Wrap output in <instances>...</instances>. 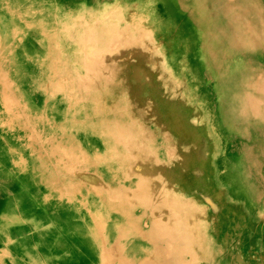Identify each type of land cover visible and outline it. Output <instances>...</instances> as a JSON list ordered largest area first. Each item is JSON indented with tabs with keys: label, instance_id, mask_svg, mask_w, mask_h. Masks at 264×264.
Wrapping results in <instances>:
<instances>
[{
	"label": "bare ground",
	"instance_id": "bare-ground-1",
	"mask_svg": "<svg viewBox=\"0 0 264 264\" xmlns=\"http://www.w3.org/2000/svg\"><path fill=\"white\" fill-rule=\"evenodd\" d=\"M6 1L0 8V120L8 121L0 125V264L4 258L6 264H84L90 246L103 253L102 237L106 244L116 241L126 256L149 253L131 220L110 206L104 192L78 183L81 202L38 203L24 175L15 171L9 157L21 150L18 120L41 130L36 120L45 115L44 99L58 96L76 110L91 144L100 137L115 163L143 168L138 188L153 191V181L172 186L177 179L189 190L201 189L203 166L196 153L210 142L221 207L231 205L218 194L232 192L244 201L232 207L264 218V0H83L81 5L80 0H14L18 12L13 14L7 11L13 0ZM119 5L151 38L162 37L161 55L155 47L139 45L130 24L115 23L113 16L106 23L96 15H109ZM22 38L43 54L30 56L24 46L18 48ZM138 51L143 55L135 71L126 74L130 56ZM166 56L174 58L176 71L158 69L159 61L163 66L170 60ZM42 61L45 69L39 70ZM3 75L11 82L4 94ZM180 78L197 102L190 104L195 119L181 110L189 99ZM42 85L43 104L35 108L29 96ZM69 133L56 130L46 151L33 152V173L41 175L45 167L54 174L78 171L117 190L98 155L85 159L87 166L78 165L89 146ZM121 144L130 151L127 157L114 154ZM124 169L125 180H136Z\"/></svg>",
	"mask_w": 264,
	"mask_h": 264
},
{
	"label": "rangeland",
	"instance_id": "rangeland-1",
	"mask_svg": "<svg viewBox=\"0 0 264 264\" xmlns=\"http://www.w3.org/2000/svg\"><path fill=\"white\" fill-rule=\"evenodd\" d=\"M82 1L80 0V5ZM13 2L14 0L9 3L10 8L7 10L9 14L18 12L16 5H12ZM29 2H33V0H29ZM35 2H39V0H35ZM47 2L53 4L56 0H47ZM47 2H44L43 7L47 6ZM6 3V0H0V8H5ZM107 13L96 15L100 21L106 23H110V18L113 16L118 17L115 23L128 26L130 24L138 31L139 45L155 47L154 49L159 50L158 54L161 55L166 42L163 41L162 37L161 40H157L154 36L151 38L142 22L129 19L130 10L125 6L119 5L117 10L112 11L109 15ZM145 34L147 37L146 40H143ZM23 39L17 47L24 46L26 54L30 56L43 54L42 49L37 48L35 42L27 40L23 43ZM141 55L143 53L138 51L130 56V63L126 66L128 68L126 74L135 71L133 66L136 61H140ZM164 58H169L171 61L167 60L165 64L162 59L163 66L159 61L158 69L161 71L163 67V69L168 68L171 73L173 69L176 71L174 58L172 56ZM36 59L38 56L33 61ZM36 67L39 70H44L45 64L42 61ZM2 79L4 85L1 90L4 94L8 90L7 88H11V82L4 75ZM178 81L181 92L183 91L189 99L188 104L182 106L181 110L185 114L191 115L190 104L197 106V102L193 100L192 94L189 95L186 81L182 78ZM18 86L24 87V84L20 82ZM45 90V86L42 85L39 91H34V94L29 96L35 108H41ZM48 99H44L46 102L43 109L44 117L40 118L39 116V119L36 120L41 130H32L25 121L20 122L18 120L19 131L23 135L19 140L22 154L18 152L16 154L19 155L14 156L11 152L9 157L15 171L24 175V179L31 186L28 189L33 192L38 203L43 202V199L54 202L53 198L55 201L60 200L61 204L65 199L81 202L83 195L81 187L77 185L78 183H84L87 187L104 192L112 202L110 206L131 220V226L141 236V242L149 249V253L146 255L126 256L121 253L116 241L106 244V240L102 237L98 241L103 248V253L95 252L90 246V249L85 252L84 264H264V218L253 217L251 211L247 209H245V213L244 209L232 207L234 205L240 206L244 202L236 199V195L232 192L218 194L222 201L228 203V206L231 205L228 208L221 207L220 200L216 195V192L220 190V180L215 171V157L211 154L210 142L205 143L206 150L200 144L196 153L197 161L203 166V174L199 179L202 182L201 189L189 190L186 186L182 187L183 185L179 184L177 179L172 180V186L169 183L153 181L155 183L153 191H150L148 187L140 189L136 184L139 180H143L141 174L143 168L141 166L117 161L115 163L110 157L112 150L111 152L106 150L107 147L101 143L103 142L102 138L96 137L95 144H91L93 140L85 132L87 129L82 126V121L76 116V110L69 107L68 102L66 103L60 96L51 100ZM4 105L7 107L10 103L5 101ZM20 111L19 118L23 120L26 113L22 108ZM192 117L195 119L194 116ZM5 121H7L5 117L1 118L0 125ZM202 128L203 126L197 122L196 129L199 134H201ZM56 130L62 131L63 134L66 132L68 135L71 132L81 144L89 146V151L85 150L84 152L82 150V153L79 154L78 165L87 166L85 159L90 158L92 153L98 155L99 166L106 170L117 183L118 189H113L108 182H104L99 177H83V174L80 175L81 173L78 171L54 174L53 172L49 173V168L45 167V171H41L43 174L35 175L33 173L34 167L31 164L33 163L31 162V155L35 151H46L50 145L48 139L55 135ZM23 145H25L24 148H22ZM113 149H115L114 154L127 157V146L116 145ZM128 152H130L129 149ZM124 168L135 174L136 180L133 178L128 179V181L125 180ZM95 179L97 180L95 181ZM209 181L211 182L209 183ZM50 205L55 206V204ZM213 205L217 207L216 210L211 209ZM43 213L44 211L41 212V216ZM5 261L7 262L6 258L2 262L6 264Z\"/></svg>",
	"mask_w": 264,
	"mask_h": 264
}]
</instances>
